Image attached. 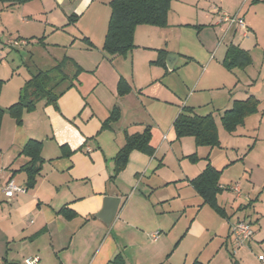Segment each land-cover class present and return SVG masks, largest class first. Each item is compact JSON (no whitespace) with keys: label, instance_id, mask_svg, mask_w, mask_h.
Wrapping results in <instances>:
<instances>
[{"label":"crops","instance_id":"0c3cea01","mask_svg":"<svg viewBox=\"0 0 264 264\" xmlns=\"http://www.w3.org/2000/svg\"><path fill=\"white\" fill-rule=\"evenodd\" d=\"M54 2L64 10L67 18L61 27L66 41L59 44L66 50L63 57L71 59L83 72L78 78L79 84L58 99L57 108L44 102L37 104L35 111L27 114L24 125L14 132L12 143L5 153L0 149L1 188L9 180L16 184L14 179L22 174L17 171L28 162V158L19 156L24 144L30 139L42 143L41 171L34 187L26 188L25 176L22 181L24 187L16 184L22 192L15 193L11 198L0 193V202L8 203L10 216L13 214L14 217L9 219V228L1 227L0 234L6 243L23 247L29 255L26 257L19 252L9 261V253L5 251L0 264H25V260L32 257H38V264H110L117 255H120L123 264H230V259L221 248L226 246L223 240L216 245L209 241L202 245L181 246L183 237L176 239L170 233L161 235L163 230L170 231L171 222L165 217V212L157 208V203L168 201L169 196L158 195L153 200L152 189L155 182L165 186L172 183L182 185V180L189 179L188 175L181 177V173L177 174L165 161L170 141L174 139L172 124L182 107L192 108L197 114L196 108L209 105L206 115L219 119V115L228 110L234 100H244L252 95L259 100V107L263 105V110L258 113L257 129L264 140V80L261 78L264 71V0H172L168 26L159 33L162 44L136 43V49L129 55L130 70L124 66L126 57L109 58L102 52L105 34H101V43L95 45L92 37L77 26H73L72 31L64 28L68 25V16L75 15L77 22L79 15H84L93 0ZM188 6L195 8L194 14H191L193 23L188 21L184 24L196 27L199 34L203 31L202 27H207L212 34L217 33V28L222 31L225 26L219 24V15L223 12L242 18L246 25L245 35L233 29L222 43L217 42L215 48L214 41L201 44L207 57L203 60L206 65L202 67L196 87L203 83L198 97L194 93L197 91H192L194 94L187 101L189 105L178 104L177 81L171 72L187 66L194 58L184 48H175V44L171 46L172 40L168 36L182 25V20H175L178 13V17L189 15L191 10ZM171 17L175 21L171 22ZM136 35L138 37L135 32ZM78 37V40L88 38L92 47L86 43L75 45ZM229 45L246 51L249 65L227 70L222 62ZM140 48H144V52H140ZM159 49L177 57L172 70H168L166 62L165 68L148 65L156 60V50ZM58 58H53V66ZM143 64L145 67L139 75ZM138 76H146L142 84ZM121 79L130 88L124 96H119L117 90ZM114 106L120 110L119 120L101 130L102 121ZM253 116L246 118L243 126H247ZM146 128L150 129V146L154 154L147 156L131 152L126 168L112 180L113 159L124 144L125 134L141 133ZM9 150L11 155L4 160L2 156ZM229 161L228 165L233 162ZM5 171L9 173L5 175ZM125 192L128 195L124 199ZM106 196L120 198L110 226L96 218ZM233 196L236 201L241 199V194L236 197L233 193ZM250 201L247 198L246 205L240 204L239 208L246 207ZM61 210L66 214H60ZM260 217L263 216L260 214ZM255 220L257 225L261 224L257 217ZM238 221L245 219H237L229 227ZM253 237L254 232L247 242L249 248ZM32 246L35 249L27 252ZM219 256H225V259L219 262Z\"/></svg>","mask_w":264,"mask_h":264},{"label":"rangeland","instance_id":"374dc122","mask_svg":"<svg viewBox=\"0 0 264 264\" xmlns=\"http://www.w3.org/2000/svg\"><path fill=\"white\" fill-rule=\"evenodd\" d=\"M110 1L93 0L91 6L85 9L84 15H79L77 22L74 24L68 23L64 28L72 31L74 30L73 26H77V29L92 37L93 44H100L103 39L101 34L104 35L107 29ZM188 9L191 11L187 17H178L179 13L176 14L177 18L175 20L177 22L182 20V25L178 26L175 32L168 34L172 40L171 46L175 44L173 45L176 46L175 48H184L194 58V61L187 66H182L176 69L175 72H171L172 77L177 81V95L180 98V101L177 100L178 104H187L190 95L196 93V97H198L201 93L199 89L203 82H200L201 84L198 87H196V84L202 74V67L206 65L203 60L207 57V52L201 44L205 42L213 43L214 41L215 48L217 42L220 44V40L227 35H224V29L221 31V28L215 29L217 33L213 32L212 34L207 27H202L203 31L199 34L196 27L184 24L188 21L193 23L191 14H194L195 8L188 6ZM63 12L64 10L60 6L58 7L54 0H33L9 8L0 3V80L2 81L0 108L3 110L0 149L3 152L12 143L17 128L24 125L27 114L35 111L24 112L21 118L22 122L19 125L9 115L8 108L18 101L21 87L36 71L51 68L55 56L59 57L58 61L61 58L63 59L66 52L60 46L66 41L65 34L61 32V27L67 21ZM173 20L174 18L171 17L170 21L173 22ZM162 29L165 28L148 25L138 26L135 30L138 37L137 35L135 37L134 33V44L160 46L163 42L159 36ZM78 39L79 37L76 39L75 45L85 44L82 40L83 37L80 40ZM13 41H20L19 46L11 47ZM67 52L69 54L71 49ZM140 52H144V48H140ZM129 55L126 56L127 61L124 65L127 70L131 69ZM141 60L142 62L145 61L144 56L141 57ZM152 62H149L148 65L160 67ZM144 67V64L141 65L139 75ZM145 78L146 76H138L139 83L142 84ZM261 78L264 80V71ZM193 80L194 82L191 84ZM261 106L258 113L263 110ZM208 110L209 105L196 108L197 114L202 116L206 115ZM258 113L253 116L251 122H248L249 124H246L247 126L237 130L236 135L225 132L218 117H216L220 146L214 149L204 147L196 149L193 138L183 137L177 140L172 131L174 139L170 141L169 146H171V149L169 148L165 161L177 171V174L181 173V177L188 175L189 179L187 181L182 180V185L172 183L165 186L163 183L158 184L157 182L153 184V200L158 195L167 194L169 196L168 201L157 203V208L164 211L165 217L171 222L170 231L163 230L161 235L165 236L170 233L171 236L175 235L176 239L183 237L181 246H191V244L193 246L195 243L202 245L209 241H213V245H216L223 240V242H226V246L222 245L221 248L230 259V264H264L258 259L259 255L264 257V198L262 200L264 193V140L260 137L261 135L257 129L260 118ZM27 125L28 122L25 128H27ZM10 152L11 150L6 154L3 153L4 160H8L9 154L11 155ZM194 154L197 160L192 162L189 157ZM229 160H233V162L231 161L232 163L228 165ZM207 163L221 171L219 185L224 189L217 195V204L224 209L225 216L218 214L209 206L203 205L202 199L197 196L189 183L190 179L195 178L206 167ZM257 169H261V171ZM7 173L9 171H5V175ZM24 178L25 174L22 173L14 180L16 184L24 187L22 183ZM229 186L238 187L241 199L237 201L234 199L233 193L228 189ZM127 195L128 192L123 194L124 199ZM247 198L251 201L246 207L240 209V204L246 205L248 202H246ZM9 212L8 203L5 201L0 202V229L1 227L9 228V219L14 218L13 214L11 217V212ZM260 214L263 217H260ZM256 217L259 219L260 225L256 224ZM237 219H245L247 223L251 224L254 232L251 248L248 247L247 243L237 247L233 237L230 236L229 224ZM34 249L35 247L32 246L26 251L32 252ZM5 251L9 253V261L19 252H23L26 257L29 255L24 252L23 247L17 248L13 247L12 243H6L0 234V258L4 256ZM224 257L219 256V260H217L219 262L223 261Z\"/></svg>","mask_w":264,"mask_h":264},{"label":"trees","instance_id":"16d2710c","mask_svg":"<svg viewBox=\"0 0 264 264\" xmlns=\"http://www.w3.org/2000/svg\"><path fill=\"white\" fill-rule=\"evenodd\" d=\"M30 1L33 0H0V3L8 8ZM171 2L172 0H111L109 2L110 15L101 48L102 52L109 58L126 57L136 47L134 33L138 26L148 25L157 28L168 26ZM74 22H76V16H68V23L72 24ZM82 40L89 47H92V43L88 38L83 37ZM15 42L20 43V41ZM18 46L11 45V47ZM166 55L167 52L164 49L157 50V58L152 63L165 68ZM249 63L250 58L246 51L234 45L228 46L222 62L227 70L244 68ZM82 72V68L67 57H63L50 69L36 71L21 87L18 101L8 108L9 115L19 125L22 122L21 118L24 112L34 111L40 102L57 108L58 99L66 91L79 84L78 78ZM1 86L2 81L0 80V92ZM117 90L119 96H124L129 93L130 88L121 79ZM259 105V100L252 95L244 100H234L231 107L219 115V121L224 131L230 135L235 134L238 128L244 125L246 118L258 113ZM2 117L3 110L0 108V130ZM119 118L120 110L114 106L108 117L102 121L101 130H106L111 123L116 122ZM172 129L177 140L183 137H191L197 148L214 149L220 146L216 122L211 114L199 116L193 112L192 108L182 107L172 124ZM150 139L149 128L141 133L125 134L124 144L113 159L112 180L126 168L131 152L137 151L147 156L154 154V150L150 146ZM63 148L61 147V149ZM41 150L42 143L30 139L24 144L19 153V156L28 158V162L17 171L25 174L27 189L34 187L36 177L41 171ZM69 153L71 152L69 151ZM189 159L193 162L197 160V157L194 154ZM220 174V170L207 163L206 167L189 183L202 199L203 205L209 206L218 214L225 216L224 209L217 204V195L223 190L219 185ZM59 213L66 214L64 210ZM110 264H123L120 255L115 256ZM194 264L200 263L195 262Z\"/></svg>","mask_w":264,"mask_h":264},{"label":"built area","instance_id":"2783aa9c","mask_svg":"<svg viewBox=\"0 0 264 264\" xmlns=\"http://www.w3.org/2000/svg\"><path fill=\"white\" fill-rule=\"evenodd\" d=\"M219 24H224V35L231 32L233 29L241 31L244 35L246 34V25L242 18L237 16H229L226 12L219 15ZM223 38L220 40L222 43ZM23 44V42H22ZM11 45L18 46L19 44L15 41L11 42ZM1 192L6 198H11L15 193L22 192L21 187L17 186L14 181H7L1 188ZM230 190L235 194L236 197H240V190L238 187H231ZM230 233L234 239L237 247L245 245L253 235L251 225L245 221H238L230 226ZM157 237V233L153 236L154 240ZM259 261L264 262L263 257H258ZM38 257H32L25 260V264H38Z\"/></svg>","mask_w":264,"mask_h":264},{"label":"water","instance_id":"95a60500","mask_svg":"<svg viewBox=\"0 0 264 264\" xmlns=\"http://www.w3.org/2000/svg\"><path fill=\"white\" fill-rule=\"evenodd\" d=\"M177 57L175 55H167L166 57V66L168 70H172L173 61ZM120 204V198L116 196H106L103 199L102 209L98 214H96V218L99 219L104 225L110 226L112 221L114 220L118 207Z\"/></svg>","mask_w":264,"mask_h":264}]
</instances>
